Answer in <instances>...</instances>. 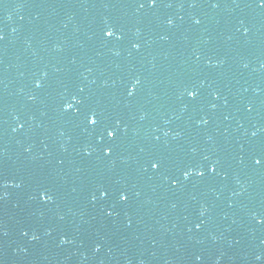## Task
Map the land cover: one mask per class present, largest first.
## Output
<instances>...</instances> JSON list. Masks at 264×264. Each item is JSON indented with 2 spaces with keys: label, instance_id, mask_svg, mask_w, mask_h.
<instances>
[{
  "label": "water",
  "instance_id": "1",
  "mask_svg": "<svg viewBox=\"0 0 264 264\" xmlns=\"http://www.w3.org/2000/svg\"><path fill=\"white\" fill-rule=\"evenodd\" d=\"M256 159L260 0H0V264H264Z\"/></svg>",
  "mask_w": 264,
  "mask_h": 264
},
{
  "label": "snow or ice",
  "instance_id": "2",
  "mask_svg": "<svg viewBox=\"0 0 264 264\" xmlns=\"http://www.w3.org/2000/svg\"><path fill=\"white\" fill-rule=\"evenodd\" d=\"M150 3H151L152 5H154V4H155V0H150ZM260 5H261L262 7H264V0H260ZM106 35H108V36L110 37V36L113 35V33L109 31V32L106 33ZM130 94H131V93H130ZM190 95H193V94L190 93ZM77 103H79V101H77ZM71 107H72V105L69 104L68 108H71ZM98 123H99V121H98V119H97L95 113H93L92 115H90V116L88 117V124H89L90 126H95V125H97ZM106 135H107V137H108L109 139H115V138H116V131L113 130V129H106ZM255 163H256L257 165H260L261 163H264V161H262L261 159H256V160H255ZM152 167L155 169V168H158L159 165H158L157 163H153V164H152ZM212 171H215V169L213 168ZM198 175L203 176L204 173H203V172H199ZM42 195L46 197V196H47V193H44V194H42ZM120 198H121L122 201H125V202L127 201V195H126V194H121V197H120Z\"/></svg>",
  "mask_w": 264,
  "mask_h": 264
},
{
  "label": "clouds",
  "instance_id": "3",
  "mask_svg": "<svg viewBox=\"0 0 264 264\" xmlns=\"http://www.w3.org/2000/svg\"><path fill=\"white\" fill-rule=\"evenodd\" d=\"M69 105H67V107H68Z\"/></svg>",
  "mask_w": 264,
  "mask_h": 264
}]
</instances>
